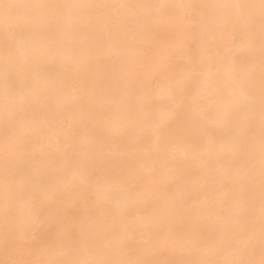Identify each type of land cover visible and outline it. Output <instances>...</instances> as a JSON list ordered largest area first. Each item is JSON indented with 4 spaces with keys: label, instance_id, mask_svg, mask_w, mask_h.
<instances>
[{
    "label": "bare ground",
    "instance_id": "6f19581e",
    "mask_svg": "<svg viewBox=\"0 0 264 264\" xmlns=\"http://www.w3.org/2000/svg\"><path fill=\"white\" fill-rule=\"evenodd\" d=\"M0 264H264V0H0Z\"/></svg>",
    "mask_w": 264,
    "mask_h": 264
}]
</instances>
